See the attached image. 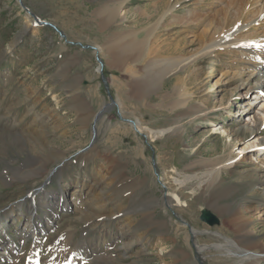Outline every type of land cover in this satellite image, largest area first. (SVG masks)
<instances>
[{
  "label": "rangeland",
  "instance_id": "1",
  "mask_svg": "<svg viewBox=\"0 0 264 264\" xmlns=\"http://www.w3.org/2000/svg\"><path fill=\"white\" fill-rule=\"evenodd\" d=\"M121 1L0 0V264H264L224 246L243 220L248 233H240L255 241L248 250L264 253V180L252 172L264 166V148L247 132L258 117L264 138V87L251 90L264 81V65L249 47L264 40V14L257 20L259 8L250 11L256 0L242 8L238 0H127L120 12ZM24 8L55 29L35 26ZM229 33L228 45L209 48ZM116 47H125L119 58ZM67 74L77 90L62 87ZM74 98L88 110L70 111ZM35 120L45 146L11 135ZM37 157L39 175L16 174L25 162L35 168ZM229 158L238 162L218 174ZM117 172L132 188L123 195L113 189ZM80 184L103 197L102 216L84 217L90 203L56 209ZM33 203L34 239L22 234ZM202 209L218 224L201 222ZM195 240L209 249L197 253Z\"/></svg>",
  "mask_w": 264,
  "mask_h": 264
},
{
  "label": "bare ground",
  "instance_id": "2",
  "mask_svg": "<svg viewBox=\"0 0 264 264\" xmlns=\"http://www.w3.org/2000/svg\"><path fill=\"white\" fill-rule=\"evenodd\" d=\"M125 1H127V0H125ZM124 1V2H125ZM236 1V0H235ZM234 1V2H235ZM239 1V5H240V7L239 8H242L243 6H247V5H249V7H250V4L252 3L251 1L252 0H238ZM248 1V2H247ZM107 2V1H106ZM124 2H122L121 1V3H118L117 4V7L115 8V9H117V10H121L122 11V8L124 7L123 5V3ZM236 4H237V2H236ZM254 5H255V7L253 8V9H251L250 11H254L256 8H259L258 10H257V12H256V14H255V17L256 18H258L257 20H259L261 17H263L262 16V14H264V5H262V4H260V3H258L257 2V0L256 1H254V3H253ZM253 4H251V5H253ZM247 8V7H246ZM114 9V10H115ZM120 11V12H121ZM239 11V10H238ZM249 11V10H248ZM110 13H109V16H111V18H112V16H116V13H114L113 11L111 12V11H109ZM114 14V15H113ZM121 14V13H120ZM28 15H30V18H32L33 20H32V23L34 22V19L35 20H37L36 19V17L33 15V14H29L28 13ZM260 15V17H258ZM115 18V17H114ZM108 20V19H107ZM110 20V19H109ZM255 21V20H254ZM254 21H251L250 23L251 24H253V22ZM255 23V22H254ZM237 29H242V27L241 28H236L235 30H237ZM244 31V30H243ZM242 33V32H241ZM233 34V32L231 33V35ZM230 33L229 34H227L226 36H223V37H221L220 38V40H219V42H218V44L217 45H215V44H212V45H210V47L209 48H221V46H224V45H228L229 44V42H231V38H230ZM230 38V39H229ZM231 44V43H230ZM243 44H239L238 46L241 48V47H243L242 46ZM113 46V45H112ZM125 47H127V48H125ZM125 47H123V48H125V49H127V50H133L134 49V47H135V41L134 40H132V42L129 44V45H127V46H125ZM249 47H253V48H255L256 49V51H255V53L257 54V58H258V61H259V65H264V40H261L260 41V43H258V44H256V45H251V46H249ZM113 48V47H112ZM115 48V47H114ZM123 48H120V47H116V49H114L113 51L111 50V53L116 57V58H119L120 56H121V52H123L124 51V49ZM127 50H125V51H127ZM135 50V49H134ZM138 52V51H137ZM250 52H252V51H250ZM132 54V53H131ZM260 54H262L263 56H260ZM138 56V55H137ZM122 57H123V55H122ZM127 57V56H126ZM125 57V58H126ZM115 58V59H116ZM117 60V59H116ZM119 60V59H118ZM115 62V61H114ZM117 62V61H116ZM98 68H99V70L101 71V66H100V64H99V66H98ZM99 71V72H100ZM162 72H165V71H162ZM162 75H164V74H162ZM261 75H262V78L264 79V72L263 73H261ZM261 78V77H260ZM262 79V80H263ZM261 80V81H262ZM76 81H77V79L75 78V79H73L72 80V84H73V87L74 86H76L77 84H76ZM63 83V82H62ZM76 84V85H75ZM69 86V85H68ZM263 87H264V81L262 82V83H260V84H256L255 86H253L252 88H251V90H256V92L257 93H261V92H263ZM64 88V87H63ZM66 88H67V86H66ZM69 88V87H68ZM72 93H70V95H71ZM54 99H57L56 97H54ZM75 99V98H74ZM79 100V99H78ZM71 101V100H70ZM74 101V100H73ZM84 101V100H83ZM83 101H77L76 99H75V102H78L77 104H75V105H73V106H70L69 107V110L70 111H72V112H74V113H82L84 110H88L87 108H86V105H85V102H83ZM117 105H118V103L117 102H115ZM84 114V113H83ZM120 115H122V113L120 112ZM38 117V116H37ZM41 118V117H40ZM23 121V120H22ZM21 121V122H22ZM37 120H35V122H33L32 121V123H34V125H32V126H30L29 128L27 127V128H25L24 130H22V133L21 134H19V133H12L11 135H13V136H16V137H21L22 138V140L20 139V141H24V142H32L33 144H36V145H39V146H45V142H46V140L44 139V137H43V134L42 133H44V131H43V129H41V128H43L41 125H38V122H36ZM81 123V122H80ZM44 124V123H43ZM129 124H130V127L132 128V130H134V131H136V133H138V134H142V135H146V137H148L149 135L148 134H145V132H146V130H145V128L141 125V123L138 121V120H131V122L129 121ZM47 125V124H46ZM27 126V125H26ZM261 126H263V121L260 119V118H258V117H255V121H254V124L250 127V128H247L248 130H247V132H248V135H252V136H255V135H257V139H256V141H255V147L257 148V147H260V148H264V138H258V136H260V132H262V128H261ZM45 127V126H44ZM29 130V131H28ZM222 133H225V132H222ZM154 134H155V132H150V139H152L153 138V136H154ZM3 136H5V132H0V137H3ZM257 143V144H256ZM251 143H247L246 144V146H244L243 148H241L240 150H245V149H248L247 147L250 145ZM254 144V143H253ZM230 147V146H229ZM26 148V147H25ZM89 150V149H88ZM52 152V151H51ZM247 153H248V151H246ZM55 154L56 155H58V154H60L61 156H62V153H60V152H58V151H55ZM46 156V155H45ZM29 158V160H31L30 158V156H28ZM107 158V157H106ZM43 159L44 158H36L35 160H36V162H35V165L36 166H34L35 168H33V167H30L29 166V162H25V164L24 165H22L23 166V169L22 170H18L17 169V175H20V176H22L23 178H25V177H27V176H30V175H33V174H35V175H39V171H40V169H41V167H42V163H43ZM59 159H62V157H59ZM88 159V158H87ZM89 160V159H88ZM238 160V158H229L228 159V161H227V163L225 164V165H223V166H221V167H219L218 169H217V173L218 172H220L221 173V171L223 170V168H232L233 166H235L236 165V163L238 162L237 161ZM262 160V159H261ZM259 161V160H258ZM264 164V163H263ZM9 165V164H8ZM17 166V165H16ZM4 168H5V166H4ZM254 170L252 171V172H255V174L258 172L259 174H261L259 177H260V180L262 179V180H264V166H254ZM119 172H120V170H119ZM119 172H117L116 173V175H114L113 176V179L116 181L115 182V188H113L114 189V192H115V194H117V195H119V194H124V193H127L128 191H131V187L130 186H126L125 187V185H124V183H125V181L124 180H122V178L120 177V175H119ZM249 172V171H248ZM109 173V172H108ZM220 173H218V174H220ZM243 173V172H242ZM246 173V172H245ZM12 174H13V170H12ZM15 174V175H16ZM45 174V173H44ZM218 174H216V176L213 178L214 180H215V178H217V179H219L218 178ZM244 174V173H243ZM252 174V173H251ZM3 175V174H2ZM245 175V174H244ZM248 175V174H247ZM258 175V174H257ZM12 176H14V174L12 175ZM117 176V177H116ZM114 177H116V178H114ZM0 178H1V180H2V182L3 183H5V181H6V179L4 178V177H1L0 176ZM208 179H211L210 177L208 178ZM114 180H112V181H110V183L109 184H112V186H113V181ZM101 181H104V179H101L100 180V182ZM216 181V180H215ZM176 182V181H175ZM221 182V181H220ZM217 183V182H216ZM219 183V182H218ZM217 183V184H218ZM178 184H180V182L178 181ZM219 185V184H218ZM257 185V184H256ZM78 186V190H76V191H74L72 194H71V196L69 197V198H67L66 196H64V195H62L60 198H58L57 199V207H56V209L59 207V208H67V203H68V205H72V203H76V204H80L81 203V206H84L85 204H87V203H90V205L88 206L89 208H92L91 210H88V212L87 213H83V215H84V217L86 218V219H88V218H91L92 216H94V215H96V216H102V212L104 211V204L102 203L103 202V197L101 196V195H99V194H97V192L95 191V188L93 187L94 185H90V187H89V190H86V188H85V186H84V184H80V185H77ZM111 186V185H110ZM255 187V186H254ZM85 188V189H84ZM210 190V189H209ZM113 191V190H112ZM261 193H262V195L264 196V188L261 190ZM260 194V193H259ZM259 194H258V197H259ZM70 199V202L68 201ZM163 201H165V204H167V205H169L170 203H171V200L169 199V198H166V199H164ZM67 202V203H66ZM93 204H98V205H96L95 207L94 206H92ZM152 204H153V202H152ZM34 205H35V203H33L32 205H30V211H29V215H28V217L25 219V225H24V228H23V230H22V234H23V236L24 237H31V238H36L37 237V235H38V232H39V228H38V224L35 222V219H34V217H35V214H36V207H34ZM154 206L156 205V202H154V204H153ZM77 206V205H76ZM93 207H94V211H93ZM47 208V207H46ZM31 209H32V212H31ZM47 209H50V210H48V211H53L52 210V207H49V208H47ZM206 209V208H205ZM205 209H202L201 211H203V210H205ZM82 210V209H81ZM234 221V220H233ZM247 221V220H246ZM36 225V226H35ZM125 225H128V224H125ZM225 225V224H224ZM233 226H235V238L233 239V240H231V239H226L225 238V244H224V246H228V248H230V249H234V250H236L237 252H239V253H237V252H234V256H242L243 258H245V261H247V262H249V263H252V261H251V259H250V257H249V253H251V258H253V260H262V259H264V253L262 254V255H259V254H257V253H255V252H252V251H249L248 250V248H250L251 250H254L255 249V245L253 246V244H255V241L252 239L251 240V237L250 236H248V235H246V234H243V233H240L241 231L242 232H245V233H248L247 231H246V229H247V225H246V223L243 221V220H239V222L237 221V223L236 224H233ZM247 226V227H246ZM153 227L155 228V229H157L158 231H161L164 227H165V225H160V224H158V223H155V224H153ZM190 231H191V233L196 237L197 236V234L199 233V232H197V231H195L194 229H192V228H190ZM126 233H128V231L126 232ZM125 233V234H126ZM69 235L70 234H68V236L67 237H64V241H63V244L62 245H59L58 247H60V246H63V249H62V251H61V253H60V256L59 255H57L56 254V250L58 249V247L56 248V250H55V252H54V254H55V259H57L58 261H59V259H62V253H64V248H65V243H66V241H67V239L69 238ZM133 239V235L132 234H127V235H124V240L126 241L125 243L126 244H124L125 245V248H126V250L129 248V245H131V244H133V241H131ZM10 245V247H11V250L12 251H16V247H15V245H13L12 243H10L9 244ZM223 246V247H224ZM194 247L196 248V252L197 253H201V252H203L204 250H207V249H209L208 247H206V245H199L198 243H197V240H195V242H194ZM215 247H222V244H219V245H216ZM69 250H72V249H69ZM161 251H163V248L162 249H160V252ZM37 250L36 249H34V250H32V251H28L27 252V254H29L30 255V258H29V260L30 259H33V258H35L36 256H37ZM229 252H231V250L229 251ZM232 253V252H231ZM23 257L25 258L26 257V253H25V251H23V254H22V259H23ZM1 260L2 259H0V262H1ZM245 261H243V263L245 262ZM61 262H62V260L60 261V263L59 264H61ZM73 264V263H72Z\"/></svg>",
  "mask_w": 264,
  "mask_h": 264
},
{
  "label": "water",
  "instance_id": "3",
  "mask_svg": "<svg viewBox=\"0 0 264 264\" xmlns=\"http://www.w3.org/2000/svg\"><path fill=\"white\" fill-rule=\"evenodd\" d=\"M24 10L27 13H29V11L26 8H24ZM29 14H31V13H29ZM41 24L50 26V27L55 29V27L53 25H51L50 23L42 22ZM99 64H100V66H102L100 61H99ZM199 220L208 226H213L215 224H218V222H219V219L216 216H214L213 213H211L210 211H206V210L200 211Z\"/></svg>",
  "mask_w": 264,
  "mask_h": 264
},
{
  "label": "crops",
  "instance_id": "4",
  "mask_svg": "<svg viewBox=\"0 0 264 264\" xmlns=\"http://www.w3.org/2000/svg\"><path fill=\"white\" fill-rule=\"evenodd\" d=\"M75 76H69L67 74V77H63L61 76L60 79H61V83L63 82L64 84L62 85V87H64L65 90H68V91H74L76 89L77 86H74L73 87V84H72V80L74 79ZM69 85V86H68ZM67 86V88H66ZM69 87V88H68ZM77 90V89H76ZM75 103V102H74Z\"/></svg>",
  "mask_w": 264,
  "mask_h": 264
}]
</instances>
